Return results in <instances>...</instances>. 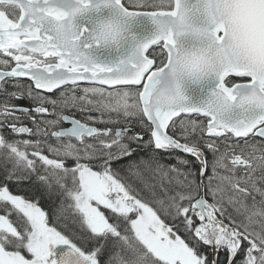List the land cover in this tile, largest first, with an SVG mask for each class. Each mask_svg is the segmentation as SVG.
I'll return each instance as SVG.
<instances>
[{
	"label": "snow or ice",
	"instance_id": "6c2138e0",
	"mask_svg": "<svg viewBox=\"0 0 264 264\" xmlns=\"http://www.w3.org/2000/svg\"><path fill=\"white\" fill-rule=\"evenodd\" d=\"M0 264H264V0H0Z\"/></svg>",
	"mask_w": 264,
	"mask_h": 264
},
{
	"label": "flooded vegetation",
	"instance_id": "af4514ba",
	"mask_svg": "<svg viewBox=\"0 0 264 264\" xmlns=\"http://www.w3.org/2000/svg\"><path fill=\"white\" fill-rule=\"evenodd\" d=\"M22 103H25V104H27V102L25 101V102H22Z\"/></svg>",
	"mask_w": 264,
	"mask_h": 264
}]
</instances>
